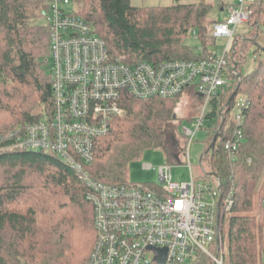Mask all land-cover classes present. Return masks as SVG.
Segmentation results:
<instances>
[{
    "label": "trees",
    "instance_id": "trees-1",
    "mask_svg": "<svg viewBox=\"0 0 264 264\" xmlns=\"http://www.w3.org/2000/svg\"><path fill=\"white\" fill-rule=\"evenodd\" d=\"M47 2L0 0V133L41 121L51 111ZM70 5L92 25L112 56L135 62L190 60L197 58L186 43L192 32L205 48L211 43L207 18L212 4L136 7L130 0H70ZM245 27L229 53V65L236 64L237 71L205 116L208 136L201 155L203 169L207 166L220 178L223 196L233 187L232 208L219 223L220 250L226 226L228 264H263L264 220L256 198L264 197V58L247 75L241 67L263 31L264 0L251 6ZM260 53L264 50L258 45L254 55ZM238 95L247 108L243 142L231 158L223 141L233 128L228 118ZM178 98L126 97L125 114L95 140L89 176L104 184L130 183V163L149 149L164 148L166 125L176 118ZM96 237L87 188L75 171L45 152L0 154V264H84ZM185 264L213 263L197 254Z\"/></svg>",
    "mask_w": 264,
    "mask_h": 264
},
{
    "label": "built area",
    "instance_id": "built-area-1",
    "mask_svg": "<svg viewBox=\"0 0 264 264\" xmlns=\"http://www.w3.org/2000/svg\"><path fill=\"white\" fill-rule=\"evenodd\" d=\"M257 0L226 4L228 17L210 29L211 43L199 44L197 58L135 62L112 56L90 23L70 8V0H48L45 20L49 29L52 108L41 121L20 124L0 133V154L13 150L45 152L57 156L76 172L87 188L97 233L84 264H156L153 249H166L165 264H185L206 255L224 264L219 223L233 204V187L223 196L221 180L196 183L172 181L171 167L158 169V184H104L92 179L87 166L94 159V143L105 135L114 118L125 114L126 97L138 100L172 99L192 91L204 100L194 130L184 128L190 145L205 128L208 105L231 84L235 73L229 53L236 29L246 24ZM192 37L197 39L196 33ZM225 40L217 51L216 41ZM245 99L236 100L233 128L223 148L231 158L243 142ZM150 168L151 166H145ZM264 220V197L260 202ZM216 247L214 255L210 247ZM264 264V252L262 255Z\"/></svg>",
    "mask_w": 264,
    "mask_h": 264
},
{
    "label": "rangeland",
    "instance_id": "rangeland-1",
    "mask_svg": "<svg viewBox=\"0 0 264 264\" xmlns=\"http://www.w3.org/2000/svg\"><path fill=\"white\" fill-rule=\"evenodd\" d=\"M236 0H130L131 4L136 7H167L180 4H212V9L207 18L210 28H212L214 22H222L228 17V11L221 10L226 4H232ZM246 24L239 25L236 29L235 35L243 34L246 31ZM186 43L189 44L195 51L199 46V42L194 37L190 36ZM256 43L260 47H264V27L262 33L258 36ZM225 40L218 39L216 41L217 51L219 48L224 46ZM257 49L256 45H250L249 51L245 62L241 67V74L247 75L257 65V61L264 58V55H254V51ZM260 51V50H259ZM243 99L241 95H238L235 100ZM177 105L175 109L176 118L174 121L166 125L167 139L164 144V148H153L145 151L143 155L130 163L128 166L126 177L127 181L132 184H144L151 188H154L158 184V169L162 166L171 167L172 181L175 183H185L191 180V175L196 183L203 180H210L213 176H207L205 173H212L210 169H202L199 164L200 156L203 152V148L206 144V139L208 134L204 136L203 132H199L195 135L192 144L190 145V159L186 158V147L190 142V137L185 136L183 129L193 128V123L195 118L199 116L204 107V100L198 95L194 94L192 91L181 96L177 100ZM212 108V103L208 105L207 112ZM228 122L233 121L235 109L230 110ZM176 140L177 145L173 146L174 140ZM178 157V160L175 159ZM145 166H151L146 168ZM262 197L256 198L257 205H260ZM227 228L223 230L224 247L221 248V253L224 259V264H228L227 257ZM211 252L216 255L217 250L213 245L210 247ZM207 257L206 255H204ZM208 258V257H207Z\"/></svg>",
    "mask_w": 264,
    "mask_h": 264
},
{
    "label": "water",
    "instance_id": "water-1",
    "mask_svg": "<svg viewBox=\"0 0 264 264\" xmlns=\"http://www.w3.org/2000/svg\"><path fill=\"white\" fill-rule=\"evenodd\" d=\"M256 46H258V43H254ZM264 50V47L262 48ZM237 68V65L235 64L234 65V71H237L236 70ZM240 77V73H237V78ZM172 139L174 140V142L172 143L173 146H176L177 145V142L176 140L172 137ZM175 159L178 160V157L175 156ZM199 164L201 166V168L203 169L202 167V155L200 156V159H199ZM207 176H213L215 177V175L213 173H205ZM218 235H217V240H218ZM154 253H155V261H156V264H165V261H166V249H153Z\"/></svg>",
    "mask_w": 264,
    "mask_h": 264
},
{
    "label": "crops",
    "instance_id": "crops-1",
    "mask_svg": "<svg viewBox=\"0 0 264 264\" xmlns=\"http://www.w3.org/2000/svg\"><path fill=\"white\" fill-rule=\"evenodd\" d=\"M221 10H225V8L223 7V8H221Z\"/></svg>",
    "mask_w": 264,
    "mask_h": 264
}]
</instances>
